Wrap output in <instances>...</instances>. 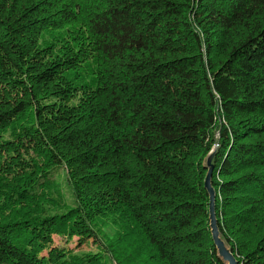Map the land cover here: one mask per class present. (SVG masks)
Instances as JSON below:
<instances>
[{
    "label": "trees",
    "instance_id": "16d2710c",
    "mask_svg": "<svg viewBox=\"0 0 264 264\" xmlns=\"http://www.w3.org/2000/svg\"><path fill=\"white\" fill-rule=\"evenodd\" d=\"M214 146L220 234L264 264V0H0V264H126L52 246L100 208L146 264H225Z\"/></svg>",
    "mask_w": 264,
    "mask_h": 264
},
{
    "label": "rangeland",
    "instance_id": "374dc122",
    "mask_svg": "<svg viewBox=\"0 0 264 264\" xmlns=\"http://www.w3.org/2000/svg\"><path fill=\"white\" fill-rule=\"evenodd\" d=\"M56 33L58 32L43 34L40 38V42L44 44ZM87 64H89V62H86L82 69L79 68L75 71L85 73V76L88 75L89 71L86 70L88 68ZM55 180L62 185L64 191H67L68 187L70 188V185L67 183L68 174H66V171H64L63 168L59 171V174L55 176ZM69 196L70 195L65 193V207L60 206L58 210H65L72 205V199L69 198ZM46 207L49 208V204L46 205ZM98 210V214L94 213L92 219V226L97 233V235L95 234L96 238L99 239L98 246L93 244L94 242L91 241H86L84 243L83 241H80L77 236L67 239V237L62 235L53 236L52 246H54L57 250L64 249L69 255H73L78 258H85L86 255L92 256L101 250H105V256L108 257L109 255L107 250H115L118 248L122 253L119 260L121 259L127 261L126 264H146L149 260L150 248L144 244L145 242L143 239L136 232L132 233L131 231V233H129L123 230V224L122 222L119 223L118 220V212L108 213L103 211L101 208ZM105 264L115 263L113 259L108 258Z\"/></svg>",
    "mask_w": 264,
    "mask_h": 264
},
{
    "label": "water",
    "instance_id": "95a60500",
    "mask_svg": "<svg viewBox=\"0 0 264 264\" xmlns=\"http://www.w3.org/2000/svg\"><path fill=\"white\" fill-rule=\"evenodd\" d=\"M215 146L207 154L204 160V166L207 168V172L204 178V188L208 193V211H209V229L211 234V239L217 251V256L225 264H238L235 257L233 256L231 249L227 246L226 241L220 234L217 226V220L214 211V199L215 191L211 185V175L213 170V156L215 153Z\"/></svg>",
    "mask_w": 264,
    "mask_h": 264
}]
</instances>
